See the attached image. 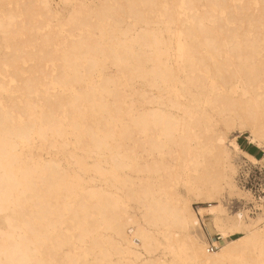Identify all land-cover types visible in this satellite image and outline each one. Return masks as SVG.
<instances>
[{
	"label": "bare ground",
	"instance_id": "bare-ground-1",
	"mask_svg": "<svg viewBox=\"0 0 264 264\" xmlns=\"http://www.w3.org/2000/svg\"><path fill=\"white\" fill-rule=\"evenodd\" d=\"M73 1L57 33L49 0H0V264H264V211L218 196L262 160L236 139L264 147V0Z\"/></svg>",
	"mask_w": 264,
	"mask_h": 264
},
{
	"label": "rangeland",
	"instance_id": "rangeland-1",
	"mask_svg": "<svg viewBox=\"0 0 264 264\" xmlns=\"http://www.w3.org/2000/svg\"><path fill=\"white\" fill-rule=\"evenodd\" d=\"M86 3H88L91 7L95 8L97 6H99L101 0H84ZM99 1V2H98ZM50 2V8L51 10H53L52 12H50V19H45L41 22V28L40 29V32H45L46 31H50L51 29L56 30V25L57 24V20L58 19H65L68 15V13L71 11V7L72 5L70 4H73V0H67V3H65L66 1L65 0H49ZM232 2L231 5L234 6V2L239 3V5H243L244 2H247V1H244V0H228V3ZM20 3V2H19ZM18 3V4H19ZM243 3V4H242ZM21 4V3H20ZM94 4V5H93ZM97 4V5H96ZM177 6H178V9L182 11V13L184 14V16H186V20H182V22L184 23L185 21H193L194 20V17L191 15V14H188V7L186 5V3L184 2V0H178V2H176ZM246 4V3H245ZM244 4V5H245ZM245 6H249V8H251L248 12H252L255 10L256 8V3H255V0H248V5H245ZM254 6V7H253ZM201 7V6H199ZM253 9V10H252ZM252 10V11H251ZM52 18V19H51ZM58 18V19H57ZM57 19V20H56ZM217 17H213L211 21H213L212 23H215L217 21ZM56 21V23H55ZM54 24V26H53ZM52 26V27H51ZM161 26V25H160ZM159 27V25L157 26ZM264 30V29H263ZM263 32V31H262ZM57 33H59L57 31ZM63 33H66L68 34L69 32L67 31H64ZM264 34V32H263ZM263 38H264V35H263ZM176 44V39L173 40V45ZM3 51H4V48L2 46V39L0 38V56H2L3 54ZM30 62V61H29ZM21 64V63H20ZM25 67L30 64L32 65L33 62H30V63H22ZM21 64V65H22ZM45 64V63H44ZM43 64V65H44ZM49 64L50 67H52V63L49 62L48 64H46V67L49 69ZM23 65L21 67H23ZM24 68V67H23ZM51 69V68H50ZM113 69V67H111V69H109L110 72H115V70L111 71ZM113 74V73H111ZM19 78L23 77V74L18 76ZM0 78H2V75H0ZM7 80V81H6ZM6 81V82H5ZM9 81V82H8ZM182 82V80L180 79V83ZM4 84H6L7 87H10L11 85H13L12 87H14V84H16V82H11V80L8 78V77H5V80H4ZM8 84V85H7ZM135 84V83H134ZM137 86L139 85V83L136 84ZM181 85V84H180ZM182 87V85H181ZM10 92L8 93H4L2 96L4 97V100H9L10 96H9ZM13 94H15V92H13ZM9 97V98H8ZM227 132V135L229 138H233L234 135L237 133L236 132V128L234 129H230V130H226ZM249 135H250V132L249 130L247 129L244 133L242 134H239L237 136V141H240L241 143H246V142H249ZM233 136V137H231ZM73 138V137H72ZM239 143V142H238ZM250 143V142H249ZM254 146H256L255 144L253 143H250ZM258 147V146H257ZM48 147L45 148V150L43 151V154L45 157H48V153L47 151H50L49 149H47ZM261 149V152H257L256 150H252V153L257 155L258 158L262 159L259 163L261 165H250L252 166L254 169L253 171L251 172V177H250V184L249 186H251V183L253 185H255L256 187H260L261 185H264V147H258ZM47 149V150H46ZM64 154V153H63ZM54 157H59V154L58 155H55ZM246 158L248 160H250L249 158L245 157L244 155L242 154H234L233 158H232V161L233 163H235L236 165V172H234L235 174H230V177H231V181H233L232 183L234 184V188L231 190L230 188H226L222 191L221 194H218V196L220 195L221 197V200H222V211L219 212V216L221 217V219L226 222V223H229L231 221H233V218L235 216V214L237 212H242L243 216L244 217H247L246 216V212H245V209L246 207H243L248 200H251L252 199V196L250 195L249 191H248V188H242L238 182H237V179H236V176L239 172V169H240V164H241V161ZM251 161V160H250ZM252 162V161H251ZM63 163L64 165L66 164L67 167L70 166V163L64 159L63 160ZM254 163V162H253ZM65 165V166H66ZM256 166H258V168H256ZM233 175V177H232ZM100 178L98 177V182L100 183ZM183 184V185H182ZM190 184H192L190 182ZM176 188L177 190L180 192V194L186 198L190 204H191V207L196 210L197 212H199V207L203 204V205H207V203H202L201 200H202V197L199 196V195H196L194 194L193 192L189 191L188 190V185L183 181V180H178L176 181ZM239 192V193H237ZM133 203V202H132ZM225 205V206H224ZM224 206V207H223ZM223 210H225L223 212ZM227 210V211H226ZM243 210V211H242ZM221 213V214H220ZM223 214V215H222ZM229 214V215H228ZM232 214V215H231ZM222 215V216H221ZM225 215V216H224ZM258 215V214H257ZM256 215V216H257ZM233 216V217H232ZM200 217V215H199ZM254 217V216H253ZM200 221L201 223L204 221L202 217H200ZM205 222H206V225H207V228L205 229L206 232H209L213 235L217 234L218 231L215 229L214 225H213V221H212V217L210 215H207L205 216ZM204 223V222H203ZM196 229V232L198 233V235L201 237V239L205 242H208V238L207 236H205L206 234L203 233L201 227L197 226L195 227ZM198 229V230H197ZM130 232V230H129ZM200 232V234H199ZM243 230H239V232H236L234 235H232V237H236L240 234H243L242 233ZM229 238H222L221 239V242L220 244L224 243L225 241H227ZM209 242H211V240H209ZM209 245V244H208ZM161 253V252H160ZM167 264H175L173 263L174 262V259L172 256H170L169 254L167 256L164 257ZM183 264H190V263H187V262H183Z\"/></svg>",
	"mask_w": 264,
	"mask_h": 264
},
{
	"label": "built area",
	"instance_id": "built-area-1",
	"mask_svg": "<svg viewBox=\"0 0 264 264\" xmlns=\"http://www.w3.org/2000/svg\"><path fill=\"white\" fill-rule=\"evenodd\" d=\"M260 162V161H259ZM259 162L253 163L250 160L244 158L241 161L239 172L236 176L238 184L242 188H248V191L250 195L252 196L251 200H248L247 203L243 206L246 207L249 210L250 214H256L257 212H263L264 211V185H261L260 187H256L251 183L250 184V175L253 171V167L250 165H261ZM258 168V166H256ZM259 169V168H258ZM219 240L221 239V235L219 233L214 235ZM211 249L216 248L215 244L213 242L210 245Z\"/></svg>",
	"mask_w": 264,
	"mask_h": 264
},
{
	"label": "crops",
	"instance_id": "crops-1",
	"mask_svg": "<svg viewBox=\"0 0 264 264\" xmlns=\"http://www.w3.org/2000/svg\"><path fill=\"white\" fill-rule=\"evenodd\" d=\"M239 142V144H240V146H242V148L244 149V150H246L247 152H249V153H251V154H253L252 153V150H256L257 152H261V149L260 148H258L257 146H254V145H252V144H250L249 142H246V143H241L240 141H238ZM254 155V154H253Z\"/></svg>",
	"mask_w": 264,
	"mask_h": 264
},
{
	"label": "trees",
	"instance_id": "trees-1",
	"mask_svg": "<svg viewBox=\"0 0 264 264\" xmlns=\"http://www.w3.org/2000/svg\"><path fill=\"white\" fill-rule=\"evenodd\" d=\"M255 155V154H254ZM255 156H257V155H255Z\"/></svg>",
	"mask_w": 264,
	"mask_h": 264
}]
</instances>
